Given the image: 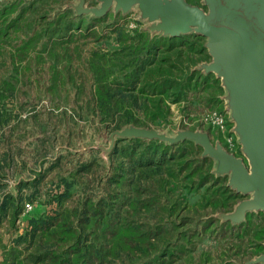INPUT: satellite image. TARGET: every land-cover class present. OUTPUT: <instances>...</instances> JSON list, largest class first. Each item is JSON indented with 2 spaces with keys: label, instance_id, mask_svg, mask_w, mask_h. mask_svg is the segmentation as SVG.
Wrapping results in <instances>:
<instances>
[{
  "label": "rangeland",
  "instance_id": "rangeland-1",
  "mask_svg": "<svg viewBox=\"0 0 264 264\" xmlns=\"http://www.w3.org/2000/svg\"><path fill=\"white\" fill-rule=\"evenodd\" d=\"M184 1L219 17L209 0ZM164 22L143 0H0V204L9 209L0 211V264H45L39 255L50 248L79 249L72 264L95 251L103 258L91 264H264V209L239 211L256 191L238 190L235 168L209 151L249 172L255 164L254 128L240 121L246 92L221 73L240 46L221 58L198 24ZM139 33L188 35L170 77L188 83L184 92L142 86L160 70L152 42L131 41ZM119 35L129 47L117 57ZM102 54L109 64L99 79L108 86L141 79L103 110L91 61L100 66ZM192 165L201 167L195 176ZM57 212L68 223L65 240L53 228L32 239L30 218ZM109 220L113 234L108 227L104 237Z\"/></svg>",
  "mask_w": 264,
  "mask_h": 264
},
{
  "label": "water",
  "instance_id": "water-1",
  "mask_svg": "<svg viewBox=\"0 0 264 264\" xmlns=\"http://www.w3.org/2000/svg\"><path fill=\"white\" fill-rule=\"evenodd\" d=\"M149 15L163 18L165 27H180L184 23L198 24L203 33L212 37V46L218 47V57L230 47L240 46L234 61L221 67L228 82H238L245 90L244 99L249 105L240 112V121L250 132L249 148L255 164L251 172L241 160L224 152L209 149L217 159L228 161L237 171L235 184L238 190H255L256 198L239 208L264 209V0H209L219 17L208 16L199 6H190L184 0L161 3L143 0ZM243 110H245L243 112Z\"/></svg>",
  "mask_w": 264,
  "mask_h": 264
},
{
  "label": "trees",
  "instance_id": "trees-1",
  "mask_svg": "<svg viewBox=\"0 0 264 264\" xmlns=\"http://www.w3.org/2000/svg\"><path fill=\"white\" fill-rule=\"evenodd\" d=\"M92 26L94 24H91ZM89 26V27H92ZM137 36V38H136ZM133 36L131 38V41L134 40H139L141 41L143 40H149L150 42H152L151 48H154L153 50V54H152V59H154V62L156 63V65H158V68L160 70V74L159 76H156L153 84L151 83V81L153 80V74L152 72L146 74V78L144 79V81H142V86L143 87H148V86H156L159 87V93L164 94L165 90L167 88H172V86H174L175 88V93L176 91H178L179 93L184 92V89L186 88L188 83H179L176 80H172L170 77L173 74V70L172 68L174 67H178L179 63L183 60V52H182V46L184 45L185 41H187L184 38H187V36L184 37H179V36H158V37H153L151 40L148 39V37H144L143 33H139L138 35ZM120 46L114 50L112 52V55H115L117 57H119L124 50L129 47L127 44V40L122 38L120 35L117 37ZM175 47H179V49H177L176 51H174ZM94 55V54H93ZM92 55V56H93ZM108 54H102L98 61L100 62V66L99 65H95L93 62L95 61V57L91 58L92 61V69L93 71L96 73L97 75V98H98V106L101 108V110H103L104 107H106V105L110 104H122V98L123 96H119L118 99H114V95L115 94H119L122 95V89H127L128 91H135L138 88V85L141 83V79L140 76L135 75V77L133 79H131V81H129V79H127V82H130V84L124 85V83L121 81L122 79L119 78H115L114 81L112 82L111 86L115 88V90H113L114 88H112L111 86H108V83H106L107 79H99V77L101 76L100 74L103 73V71L105 70L103 67L101 66H106L107 64H109L108 60H106V58L108 57ZM188 56V55H187ZM152 62V61H151ZM114 64V63H112ZM118 66V65H114ZM120 68V65H119ZM143 69L142 67H139V69H137V71L139 70L140 73H143ZM158 69H156L157 71ZM191 79V76L188 77V80ZM185 80V79H183ZM157 81H159V85L157 83ZM156 87H153V89H155ZM174 93V94H175ZM178 93V94H179ZM136 100V96H133V102L135 103ZM207 161L208 159L205 158ZM180 170L182 169H186L188 167V163L184 164L182 163L180 165ZM200 166H190V172L188 173V175H196L198 169H200ZM193 177V176H192ZM204 180L200 181L199 183H202ZM216 181V180H215ZM7 210H9L7 208V201L4 200L1 202L0 204V211L2 212H6ZM95 209H92L91 212H93L94 214H99L100 217H102V215H104V213L106 212H102L100 210L95 211ZM51 220H47V219H43V217H32L30 218L29 222H30V226L32 227V232H31V237L32 239L35 238V236L37 234H39L40 236H46L47 232L50 230V228H53V233L58 232L59 233V238L60 239H64L65 240V236L69 235L67 234V221L66 218L61 216L60 212H57ZM96 219V217L94 216V220ZM110 230H109V228ZM109 230V231H108ZM123 230V229H122ZM73 231V230H72ZM109 232V234H113L111 233V220L108 221V223L105 222L103 229H102V235L104 237H106L107 233ZM57 234V233H56ZM132 235V232L130 231V229H128V233L125 234L126 237H130ZM50 236H55L54 234H51ZM71 237V236H70ZM59 241V240H58ZM69 244L70 246L74 245H79V241L76 238L74 242L71 243H66L65 245ZM48 251H46V253H41L40 256V260L44 261L45 264H72V260L74 256V251H77L79 249H67L65 251H59V253H57V249L54 248H50L47 249ZM73 254V255H72ZM98 259L101 260L103 258L102 254H97L96 251L94 253V255H88L86 253V259L84 261V264H91V261L93 259Z\"/></svg>",
  "mask_w": 264,
  "mask_h": 264
},
{
  "label": "built area",
  "instance_id": "built-area-1",
  "mask_svg": "<svg viewBox=\"0 0 264 264\" xmlns=\"http://www.w3.org/2000/svg\"><path fill=\"white\" fill-rule=\"evenodd\" d=\"M29 207V204H26Z\"/></svg>",
  "mask_w": 264,
  "mask_h": 264
},
{
  "label": "crops",
  "instance_id": "crops-1",
  "mask_svg": "<svg viewBox=\"0 0 264 264\" xmlns=\"http://www.w3.org/2000/svg\"><path fill=\"white\" fill-rule=\"evenodd\" d=\"M245 106V105H244ZM242 109H244V108H242Z\"/></svg>",
  "mask_w": 264,
  "mask_h": 264
}]
</instances>
